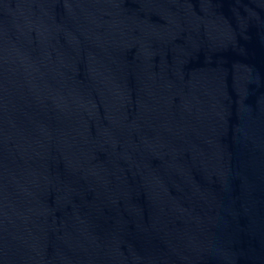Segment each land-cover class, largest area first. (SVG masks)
Segmentation results:
<instances>
[{"label": "water", "instance_id": "1", "mask_svg": "<svg viewBox=\"0 0 264 264\" xmlns=\"http://www.w3.org/2000/svg\"><path fill=\"white\" fill-rule=\"evenodd\" d=\"M0 216L36 264H264V0H0Z\"/></svg>", "mask_w": 264, "mask_h": 264}]
</instances>
